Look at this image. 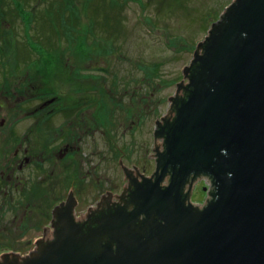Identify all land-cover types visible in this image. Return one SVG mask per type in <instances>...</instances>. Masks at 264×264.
I'll list each match as a JSON object with an SVG mask.
<instances>
[{
  "label": "water",
  "instance_id": "95a60500",
  "mask_svg": "<svg viewBox=\"0 0 264 264\" xmlns=\"http://www.w3.org/2000/svg\"><path fill=\"white\" fill-rule=\"evenodd\" d=\"M183 75L155 122L165 152L134 201L88 231L67 211L53 243L0 264H264V0H233ZM187 172L213 178L216 198L202 211L181 200Z\"/></svg>",
  "mask_w": 264,
  "mask_h": 264
},
{
  "label": "rangeland",
  "instance_id": "374dc122",
  "mask_svg": "<svg viewBox=\"0 0 264 264\" xmlns=\"http://www.w3.org/2000/svg\"><path fill=\"white\" fill-rule=\"evenodd\" d=\"M32 2L30 9L38 5L37 0ZM67 2L71 7L75 5L74 12L70 8L67 10ZM232 2L51 0L53 11L50 14L45 2L40 4L39 10L34 7L35 11L29 12L33 17L36 14L35 25H29L27 32L28 38L33 39L30 46L19 27L22 24L13 23L16 24L15 30L2 27L0 102L8 96L10 103L0 107V173L14 153L13 139L22 137L24 147L31 151L36 148L34 134L38 131V107L47 100L58 98L61 100L59 106L63 107L61 111L66 110L78 99L77 92L82 89L85 93L82 99L89 96L91 102L101 101L105 96L111 109V123L99 127L101 132L96 130L92 138L82 140L80 153L60 162L55 174L61 176L63 182L62 196L65 198L71 188L73 190V180L77 179L73 195L81 201L78 208L81 213L98 204L101 193L107 190L114 192L109 197L119 200L126 193L123 188L124 168L132 170L136 165L146 169L148 175L154 169V161L148 155L157 147L155 122L168 113V98L176 92V84L184 79L183 68L190 64L198 43ZM1 10L0 26L6 22ZM62 10L67 12L63 19L68 17L69 20L72 13L75 17L71 24L63 21L66 26L72 25L65 32L60 30V22L54 20ZM68 39H73L72 43ZM96 83L98 87L93 88ZM70 122L76 123L72 117L61 121L54 119L52 126L53 129L62 127L68 130ZM13 133L15 137H12ZM35 153L38 155L39 151ZM121 159H124L123 167H120ZM90 168L92 176L82 183L83 175ZM37 175L36 167L32 165L23 171L28 180H38ZM204 175L208 174L200 177ZM206 184L208 189L211 188L210 182ZM208 193L200 191L193 204L207 203ZM43 219H38L40 224ZM10 220L0 221L1 246L18 247L23 241L39 237L41 232L38 229L26 234L15 233L9 226ZM28 249L23 248L20 253L27 255L30 253ZM9 251L2 248L0 255Z\"/></svg>",
  "mask_w": 264,
  "mask_h": 264
},
{
  "label": "flooded vegetation",
  "instance_id": "af4514ba",
  "mask_svg": "<svg viewBox=\"0 0 264 264\" xmlns=\"http://www.w3.org/2000/svg\"><path fill=\"white\" fill-rule=\"evenodd\" d=\"M37 1L38 5L32 6L33 8L30 9V4L33 3L31 0H0V8H2L1 11L4 12L3 17L5 18L3 20H6V22H4L6 25L1 24L0 29L5 27L7 30H15L16 28L14 27H16V24L13 25V23L19 22V24L22 25L18 26L22 28L23 32L26 34L27 42L28 27L33 23L35 25V22H30L28 12L35 11L34 7L39 10L38 7L42 4L43 0ZM14 32L15 34L17 33V31ZM40 54L44 57L46 56L45 53ZM88 69L92 70V67L90 68L88 66ZM92 87L97 88V83ZM89 90L91 93L93 92L92 89ZM80 91L77 92L78 99L73 105L66 108V110L61 111L63 107L59 106L61 100L58 98H54V101L51 104H47L50 100L43 102L36 110V116H39V122L36 124L38 131L35 132L34 135L37 134L40 140L38 143L34 141V147H36L34 150L37 152L39 151L38 155L34 150L31 151L26 144V147H24V141H22L24 139H21L22 137H17L11 141L12 146H15L14 153L9 157L8 163L3 166V170L0 173V221L5 219L9 221L11 219L9 226L13 228L15 233L20 231L22 233L25 232L24 234H26L32 229H38L41 233L39 237L35 239H29L18 244V247L14 245L2 247L0 245V251L2 248H7L8 250H15L20 253L23 248H29L28 251L31 253L29 255L27 254V257L33 255L32 251L35 255L38 254V250L42 251L45 246L56 240L57 231L61 227V218L59 215L66 214L67 211H70L73 219L82 227V230L85 229L88 231L99 228L100 223L106 218V216L114 214L116 211L123 210L127 205L134 201L138 185L142 184L144 179L152 177L153 173L157 171L159 155L165 152L166 149L165 139L161 136H159L162 138L161 140H163L161 147H158V151L157 147L154 148L153 152L148 155V158L154 161V169L148 175L146 169H140L138 166L133 165L132 170L134 173H125L126 178H124L123 188L126 189V193L122 195L119 200L117 197H109V195H114V192L107 190L105 193H101L98 204L91 205L88 211L81 213L78 211L81 201H79V198L76 195L73 196L72 194L74 188H76L75 183L77 179L73 180V190L69 191V194L63 198L61 191V185L63 182L60 179L61 176L55 174V171L59 168L60 162L65 161L72 154L75 155L80 153V146L84 143L82 140L84 141L87 137L92 138V136L96 135V130L101 132L99 127L104 128L111 123L109 115L111 109L110 105L107 104L108 101L104 98L105 96L103 95V97H101V101L97 99L96 101L91 102L90 99H88L89 96H87V99H82L85 97V93L82 89H80ZM90 92L87 93L89 94ZM105 95L107 96V94ZM186 96H188V93H186L185 90H182L178 96V100L186 98ZM6 98L5 101L0 102V107L4 108L10 103V97L6 96ZM178 100L176 101L177 103L179 102ZM62 116L64 118H62ZM175 116V111H173L169 118H167V121L172 122ZM69 117L74 118L76 121V123H69L70 129L66 130L62 127H56L53 129L52 122L54 119L61 121L63 119H69ZM4 123L5 120L1 121L2 126ZM165 124L166 122L162 123L159 131L166 127ZM13 135L14 133L12 134V137H15V135ZM31 138L33 139L32 134ZM16 141L18 142L16 143ZM26 158L28 159V163L25 161ZM121 160L120 167H123L122 163L124 159ZM33 162H36V165H33ZM30 165L34 168L36 167L38 180H28L23 176V171L26 170V168L28 169ZM136 168L138 170H135ZM125 171L126 169L123 170V172ZM92 174L93 172H91L90 168L87 173L83 175L84 180H81L82 183L85 182V179L88 180ZM192 181H194L193 188H190L192 203L198 198L196 195H198L200 191L201 193L206 192L208 189L206 184L207 181L212 182L211 197L213 196L215 184L210 175H204V177H198ZM192 181L190 183H192ZM39 183L42 185L40 188L38 187ZM70 194L73 197L72 202L67 199ZM106 197L109 199L106 200ZM199 202L203 203L201 200ZM39 203H41L40 206L38 205ZM202 205L204 207L206 203H203ZM202 205L199 207L202 208ZM46 209L47 213H45ZM81 215H83L82 219L80 221L77 220ZM41 217L44 219L40 224L38 219ZM49 233H51V237L48 236ZM117 247L118 245L115 244L114 248L116 249Z\"/></svg>",
  "mask_w": 264,
  "mask_h": 264
},
{
  "label": "bare ground",
  "instance_id": "6f19581e",
  "mask_svg": "<svg viewBox=\"0 0 264 264\" xmlns=\"http://www.w3.org/2000/svg\"><path fill=\"white\" fill-rule=\"evenodd\" d=\"M27 43H28V46H30V44L31 43H33V39H31V38H28V40H27ZM34 140L38 143L39 142V140H40V138H39V136L36 134V135H34ZM18 141H16V143H17ZM20 143V142H19ZM27 159V158H26ZM25 159V161H26V163H28V159L26 160ZM153 174H155V173H153ZM202 175V173L201 174H199V175H196V174H193V172H187L186 173V175L184 176V181H181V183H180V197H181V200H182V202H183V205H184V207L185 208H187V209H190V210H192V211H202L208 204H209V202H211L212 201V198H216V193L217 192H215V195H213L212 196V198L210 197L211 195H212V182L211 181H209L210 182V185H211V188H209V189H207L206 191L207 192H209L208 193V195H209V197L207 198V205L206 206H204L203 208H201V209H198V208H196L195 206H194V204L192 203V201H191V193H190V188H193V186H194V181H192V180H194V179H196V178H198V177H200ZM192 181V183L188 186V184L190 183ZM42 185L39 183L38 184V187L40 188ZM211 190V191H210ZM179 191V190H178ZM217 191V190H216ZM69 194V193H68ZM74 196V195H73ZM189 198H190V201H189ZM2 247H5V246H2ZM33 252V251H32ZM8 253H12V254H17V255H20V256H25V255H22L21 253H19V252H16L15 250H11V252L9 251V252H6V253H2V255L3 254H8ZM31 253V252H30ZM29 253V254H30ZM28 254V255H29ZM2 255H0V258H2L1 256Z\"/></svg>",
  "mask_w": 264,
  "mask_h": 264
},
{
  "label": "trees",
  "instance_id": "16d2710c",
  "mask_svg": "<svg viewBox=\"0 0 264 264\" xmlns=\"http://www.w3.org/2000/svg\"><path fill=\"white\" fill-rule=\"evenodd\" d=\"M32 1V0H31ZM43 2H45L46 4H47V7H46V10H47V12H48V14H50L53 10H52V7L50 6V5H52V3H51V0H43ZM57 2H58V0H57ZM56 3V2H55ZM75 6V5H74ZM74 6H70L69 4H68V2H67V10H69V8H70V11L72 12H74L75 10H74ZM83 7V6H82ZM82 10H83V8H82ZM63 11V12H62ZM61 12H60V14H59V16L58 17H56L54 20H57V21H59L60 22V24H59V27H60V30L61 31H63L64 30V32L66 31V29H69V27H71L72 25H65L64 23H63V21H65V23L66 24H71V22L75 19V17L73 16V13H72V15H71V18L68 20L67 18H66V20L65 19H63L64 17H65V13H67L65 10H62ZM79 12H80V10H79ZM33 14H29V12H28V16H29V19H30V22L32 23V22H35V20H34V18H35V16H36V14H35V16L33 17L32 16ZM78 17H80V16H78ZM81 18V17H80ZM11 21H12V19H11ZM15 23V22H14ZM31 25V24H30ZM52 26V25H51ZM54 29V28H53ZM55 30H57V29H55ZM64 34V33H63ZM71 35H72V33H71ZM77 38V37H76ZM68 41L70 42V43H72V41H73V39H71V40H69L68 39ZM20 61H21V59H20ZM22 61L23 62H26V59H22Z\"/></svg>",
  "mask_w": 264,
  "mask_h": 264
}]
</instances>
